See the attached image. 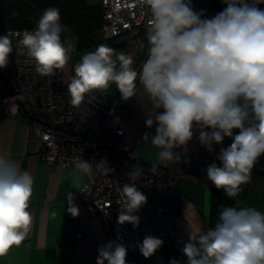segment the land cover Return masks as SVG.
Returning a JSON list of instances; mask_svg holds the SVG:
<instances>
[{
  "label": "clouds",
  "instance_id": "obj_1",
  "mask_svg": "<svg viewBox=\"0 0 264 264\" xmlns=\"http://www.w3.org/2000/svg\"><path fill=\"white\" fill-rule=\"evenodd\" d=\"M150 13L147 27V56L140 70L132 59L116 54L107 44L81 57L68 83L70 103L79 106L94 90L106 91L113 84L122 100L136 97L137 81L148 100L146 132L142 140L156 150L149 172L161 165L179 164L177 149L198 132L201 146L210 153L225 138L215 162L206 168L207 179L229 198H236L251 179L254 166L264 155V0H223L225 8L212 18L196 11L192 0H141ZM65 26L57 7L46 8L33 30L0 36V68L7 67L13 52L12 36L34 59L36 71L48 76L63 69L70 59L69 47L61 40ZM115 55V59H113ZM77 169L85 175L110 171L102 160L95 168L81 160ZM145 174L134 167L135 178L120 189L118 225L138 227L136 213L147 203L135 181ZM34 178L21 171L12 159L0 155V257L26 239L32 222L29 211ZM79 187V184L76 185ZM67 212L79 215L68 194ZM117 240H121L118 236ZM147 235L134 245L144 258L163 245ZM184 264H264V212L255 207L221 208L214 228L189 237L181 249ZM128 248L109 241L98 248L96 264H127ZM169 264H181L175 257Z\"/></svg>",
  "mask_w": 264,
  "mask_h": 264
},
{
  "label": "built area",
  "instance_id": "obj_2",
  "mask_svg": "<svg viewBox=\"0 0 264 264\" xmlns=\"http://www.w3.org/2000/svg\"><path fill=\"white\" fill-rule=\"evenodd\" d=\"M102 11L100 33L104 41L117 37L125 39L124 50L133 59L137 71L147 56V27L150 13L141 0H99ZM30 29L8 28L6 33H23ZM20 37L12 36L13 52L7 67L0 68V76L6 85L2 101L9 116L22 113L28 119L29 128L38 136V157L46 166H68L77 169L84 160L96 167L106 160L110 171L82 172L78 198L88 211L98 214L109 229V240L123 242L128 255H139L135 244L152 235L164 241L162 248L174 238V224L180 202V194L173 176L160 167L158 173L149 169L152 163L139 158L133 146L122 139L119 116L124 103L119 92L111 97L107 90H94L86 95L79 106L70 103L67 85L72 77H66L63 69L52 75L37 73L34 59L19 43ZM225 138L224 142L229 141ZM223 142V143H224ZM221 145H214L210 153L203 147L201 155L193 156L184 165L186 173L202 174L212 164L213 156ZM141 167L145 174L135 181L138 190L147 197V203L136 213L140 217L138 227L125 223L118 225L120 189L135 178L128 174L134 167ZM210 229L207 222L200 234ZM121 240H117V237Z\"/></svg>",
  "mask_w": 264,
  "mask_h": 264
},
{
  "label": "crops",
  "instance_id": "obj_3",
  "mask_svg": "<svg viewBox=\"0 0 264 264\" xmlns=\"http://www.w3.org/2000/svg\"><path fill=\"white\" fill-rule=\"evenodd\" d=\"M213 1L192 0V5L196 11L205 10L206 18H212L217 14ZM98 2L99 0H88V3ZM259 7L264 9V4ZM0 36H3L2 30ZM100 44H107L116 54L128 55L134 64L133 57L123 48L125 39L122 37L102 41L96 40L94 35L92 43L85 45L82 56L95 51ZM115 58L114 55L113 59ZM80 60L71 64L69 59L63 68L66 77L75 75L74 66ZM107 92L111 97H116L119 90L113 84ZM5 94L6 85L0 76V155L14 160L21 171L29 172L34 178V185L29 206L32 222L27 237L20 246H13L6 256L0 257V264H96L98 248L110 241L109 229L100 216L88 211L78 198L79 187L76 185L80 186L82 174L71 165L46 166L40 161L38 136L29 128L24 114H5L2 101ZM123 103L124 110L119 116L122 139L133 146V151L139 158L152 163L156 150L141 138L146 132L154 134L155 125L152 129L146 127L149 105L138 81L136 97L123 100ZM198 135V132L194 133L186 151L176 150L181 155L179 164L160 166L173 176L180 194L172 243L147 259L142 254L127 255V264H169L173 257L184 264L186 258L181 249L189 237L195 240L208 222L209 198L211 189L215 186L207 179L206 171L197 174L183 170L193 156L203 153ZM230 143L231 140L226 141L221 147H227ZM218 153L219 151L213 156V162L219 165L216 158ZM242 188L243 191L234 199L243 207H255L264 212V155L254 166L250 181L242 185ZM69 193H72L73 202L79 208V215L76 217L67 212Z\"/></svg>",
  "mask_w": 264,
  "mask_h": 264
},
{
  "label": "trees",
  "instance_id": "obj_4",
  "mask_svg": "<svg viewBox=\"0 0 264 264\" xmlns=\"http://www.w3.org/2000/svg\"><path fill=\"white\" fill-rule=\"evenodd\" d=\"M213 3L217 13L226 6L223 0H214ZM49 7L59 8L61 23L65 26L64 31L75 35L82 46L91 44L93 36L100 31L102 23L100 3H88V0H0V30L30 29L36 26L40 15ZM224 206L243 207L239 201L227 198L222 190L212 188L209 198L210 228H214Z\"/></svg>",
  "mask_w": 264,
  "mask_h": 264
},
{
  "label": "rangeland",
  "instance_id": "obj_5",
  "mask_svg": "<svg viewBox=\"0 0 264 264\" xmlns=\"http://www.w3.org/2000/svg\"><path fill=\"white\" fill-rule=\"evenodd\" d=\"M95 37H96V40H102L103 41L100 32H98L95 35ZM62 42H64L65 45L67 47H69V55H70L71 64L75 63V61L81 59L82 52H83V49L85 48V45L84 46L80 45L78 42V39L76 38L75 35H73L69 31H64Z\"/></svg>",
  "mask_w": 264,
  "mask_h": 264
}]
</instances>
